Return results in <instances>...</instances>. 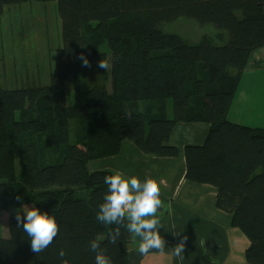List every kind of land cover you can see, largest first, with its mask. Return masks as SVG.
I'll return each instance as SVG.
<instances>
[{"label": "trees", "instance_id": "1", "mask_svg": "<svg viewBox=\"0 0 264 264\" xmlns=\"http://www.w3.org/2000/svg\"><path fill=\"white\" fill-rule=\"evenodd\" d=\"M29 1L52 0H0V17L4 6ZM54 1L62 46L49 84L0 83V216L35 204L55 216L59 234L37 256L9 215L0 264H63L60 249L67 264H94L93 238L113 264H128L132 235L121 227L111 245L104 237L115 225L96 220L113 171L89 162L117 155L125 140L145 155L176 158L169 139L178 123L208 125L202 143L183 146L185 178L217 189L216 206L249 240L245 260L264 264V128L228 118L248 54L264 45V0ZM182 16L227 30L229 40L190 44L158 27ZM81 54L103 83L86 80ZM76 145L84 156L72 154Z\"/></svg>", "mask_w": 264, "mask_h": 264}, {"label": "crops", "instance_id": "2", "mask_svg": "<svg viewBox=\"0 0 264 264\" xmlns=\"http://www.w3.org/2000/svg\"><path fill=\"white\" fill-rule=\"evenodd\" d=\"M23 79L27 82L28 75ZM228 118L241 125L264 128V45L248 54ZM207 130L205 123L175 125L169 142L180 150L176 158L145 155L125 140L117 155L89 162L90 169L119 170L141 180L151 176L161 183L164 208L158 213L163 224L159 231L166 248L163 253L153 249L141 255L137 251L139 237H132L128 264H249L244 258L249 240L231 225L230 215L216 206L217 189L185 178L183 146L202 143ZM174 231L187 236L183 259L172 255L178 241Z\"/></svg>", "mask_w": 264, "mask_h": 264}, {"label": "rangeland", "instance_id": "3", "mask_svg": "<svg viewBox=\"0 0 264 264\" xmlns=\"http://www.w3.org/2000/svg\"><path fill=\"white\" fill-rule=\"evenodd\" d=\"M92 24L106 26L107 21L93 20ZM158 27L163 32L180 36L190 44H195L204 37L217 45L229 40L227 30L218 28L213 23H201L185 16L162 22ZM61 46V18L56 1H29L4 6L0 17V83L7 88H17L33 84L31 82L35 79L36 85H48L55 65L56 50ZM25 74L29 77L27 82L23 79ZM93 75L98 83H103L100 75L96 74V68L91 66L85 76L86 80ZM66 89H70L69 83ZM170 104L171 100L168 102L169 107ZM85 151L83 145H76L72 154L85 155ZM21 208L12 213L4 212L0 216V236L7 234L8 216L18 211L23 213ZM83 260L85 261V254Z\"/></svg>", "mask_w": 264, "mask_h": 264}, {"label": "clouds", "instance_id": "4", "mask_svg": "<svg viewBox=\"0 0 264 264\" xmlns=\"http://www.w3.org/2000/svg\"><path fill=\"white\" fill-rule=\"evenodd\" d=\"M79 59L83 67H90L86 56L81 54ZM98 67L108 71L111 64L108 60L101 59ZM104 184L107 190L98 205L96 220L104 226L115 225L104 239L109 244L116 245L121 238V227H124L134 240L139 237L137 251L141 255H147L153 249L163 253L166 241L159 231L163 224L158 215L164 208L161 183L151 176H145L141 180L137 175L129 176L116 170L104 177ZM21 211L23 215L20 211L16 213V226L27 234L32 252L39 256L59 234V224L54 215L35 204L30 207L22 205ZM173 235L178 237V241L172 248V255L183 259L187 236L182 231H174ZM88 250L94 253V264H113L112 257L107 254V248L102 246L101 240H89ZM58 255L63 264H67L63 260V249L58 250Z\"/></svg>", "mask_w": 264, "mask_h": 264}]
</instances>
